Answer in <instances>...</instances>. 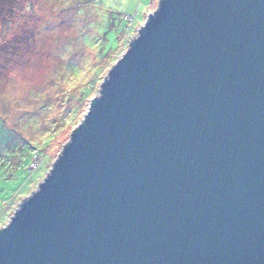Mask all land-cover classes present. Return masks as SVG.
I'll use <instances>...</instances> for the list:
<instances>
[{
  "label": "water",
  "instance_id": "obj_1",
  "mask_svg": "<svg viewBox=\"0 0 264 264\" xmlns=\"http://www.w3.org/2000/svg\"><path fill=\"white\" fill-rule=\"evenodd\" d=\"M0 264H264V0H161Z\"/></svg>",
  "mask_w": 264,
  "mask_h": 264
},
{
  "label": "rangeland",
  "instance_id": "obj_2",
  "mask_svg": "<svg viewBox=\"0 0 264 264\" xmlns=\"http://www.w3.org/2000/svg\"><path fill=\"white\" fill-rule=\"evenodd\" d=\"M160 1L5 0L0 7V228L44 180L72 126ZM80 88L95 94L65 125L62 117L80 106L74 100ZM8 144L19 152L16 160ZM30 147L40 157L34 171Z\"/></svg>",
  "mask_w": 264,
  "mask_h": 264
},
{
  "label": "trees",
  "instance_id": "obj_3",
  "mask_svg": "<svg viewBox=\"0 0 264 264\" xmlns=\"http://www.w3.org/2000/svg\"><path fill=\"white\" fill-rule=\"evenodd\" d=\"M1 1V5H0V7H3V3L5 2V0H0ZM161 2V1H160ZM1 9V8H0ZM113 63V62H112ZM91 84H92V82H90ZM87 89V90H86ZM80 88L79 90H78V96H75L74 97V100L78 103L79 102V105L80 106H72V110L71 111H69L68 112V114L67 115H69L68 116V118L67 117H62V121H63V124H65V125H73V124H71L74 120H75V118L77 117V115H78V111H79V108H81L82 106H83V101L84 100H86V102L89 100V98L93 95V94H95V90L93 89V90H90L89 88ZM93 97V96H92ZM68 119H70V120H68ZM79 123H76V124H74L73 126H72V130L78 125ZM50 138H51V140H52V135L50 136ZM13 145V144H12ZM11 144L9 145L8 144V146H6V148H7V150H11V151H9V153H10V155H11V157H12V159H17V157H18V155H19V152H17V151H13L12 152V149H13V146H12ZM30 150L32 151L31 153H32V155H31V158L33 157V155H37L38 157H39V155H38V153H37V151L35 150V149H33L32 147H30ZM16 152V154H14ZM30 153V154H31ZM21 156V155H20ZM30 162H31V159H30ZM30 162H29V164H28V170L29 171H34V170H31V169H29V165H30ZM39 163H40V157H39ZM39 166V165H38Z\"/></svg>",
  "mask_w": 264,
  "mask_h": 264
},
{
  "label": "built area",
  "instance_id": "obj_4",
  "mask_svg": "<svg viewBox=\"0 0 264 264\" xmlns=\"http://www.w3.org/2000/svg\"><path fill=\"white\" fill-rule=\"evenodd\" d=\"M38 165H39V157L37 155H33V157L31 158L30 165H29V169L36 170Z\"/></svg>",
  "mask_w": 264,
  "mask_h": 264
}]
</instances>
